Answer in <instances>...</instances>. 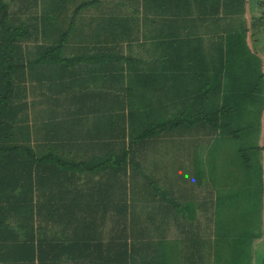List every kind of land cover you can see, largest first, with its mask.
<instances>
[{
	"label": "trees",
	"instance_id": "1",
	"mask_svg": "<svg viewBox=\"0 0 264 264\" xmlns=\"http://www.w3.org/2000/svg\"><path fill=\"white\" fill-rule=\"evenodd\" d=\"M254 2L250 25L247 0H137L45 47L0 0V264H264Z\"/></svg>",
	"mask_w": 264,
	"mask_h": 264
},
{
	"label": "crops",
	"instance_id": "2",
	"mask_svg": "<svg viewBox=\"0 0 264 264\" xmlns=\"http://www.w3.org/2000/svg\"><path fill=\"white\" fill-rule=\"evenodd\" d=\"M2 2L14 25L24 24L27 27L30 25V32L33 31L31 24H35L33 33L40 35H35L34 40L38 45L45 47L59 39V30L60 34H63L69 29L67 26L72 18H75L76 23L71 43H89L96 33L102 31L101 28H97L98 19L107 18L110 15L121 16L123 10L132 16L134 4H137V0H2ZM137 15L133 16L137 17ZM43 33L47 36L43 37L41 35ZM35 109L39 110V108ZM26 224L34 225V230L38 227L45 228L47 225L44 218L37 219L35 223L27 221ZM6 225H9V232H16L14 219L7 220ZM50 226H52L51 223ZM50 233H52L51 230ZM0 235L2 238L3 233L0 232ZM5 254L6 252L0 251V255ZM50 255L53 254L50 253Z\"/></svg>",
	"mask_w": 264,
	"mask_h": 264
},
{
	"label": "rangeland",
	"instance_id": "3",
	"mask_svg": "<svg viewBox=\"0 0 264 264\" xmlns=\"http://www.w3.org/2000/svg\"><path fill=\"white\" fill-rule=\"evenodd\" d=\"M247 12H246V19L248 21V23L250 25H253L254 23H256L257 18H258V12L255 2L254 0H247ZM250 45L252 47L253 50H255L256 52H261L262 57L264 59V26L263 25H258L255 26L252 31L250 32ZM38 91V90H37ZM36 93V92H35ZM42 96L44 97V95L42 94ZM30 100L31 101H39V98L37 96H34V94L30 95ZM35 108H39L35 109ZM30 108V112H32V115L35 118V114L36 112H43L44 108L43 107L41 109V107H36L35 106ZM35 109V110H33ZM41 109V110H40ZM35 113V114H34ZM38 118V116H36ZM33 123H35V120H33ZM35 130V129H34ZM36 137L38 136L37 133L35 134ZM261 144L264 145V115H263V128H262V141ZM165 147V146H164ZM161 149V148H160ZM165 149V148H162ZM164 152V151H163ZM165 157L164 160L166 162V165L163 166L162 168V174L167 173V175L169 176V178H173L174 171H176L177 169H179L182 166V151L180 152L179 150H172V149H166V153H165ZM263 159H264V153H263ZM167 166L169 168H167ZM177 189H182V185L177 186ZM263 241H257L256 242V250H262L264 248L263 245ZM173 259H174V264H182V252L181 249L178 250V252L176 254L173 255Z\"/></svg>",
	"mask_w": 264,
	"mask_h": 264
}]
</instances>
